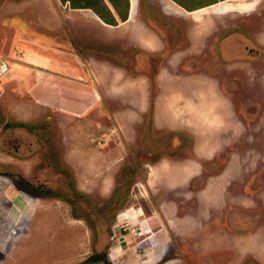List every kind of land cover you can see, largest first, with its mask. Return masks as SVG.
<instances>
[{"label":"rangeland","instance_id":"374dc122","mask_svg":"<svg viewBox=\"0 0 264 264\" xmlns=\"http://www.w3.org/2000/svg\"><path fill=\"white\" fill-rule=\"evenodd\" d=\"M246 1L128 0L122 32L67 1L0 0V53L27 59L0 79V264H264V0ZM169 90L160 120L195 127L155 126Z\"/></svg>","mask_w":264,"mask_h":264},{"label":"crops","instance_id":"0c3cea01","mask_svg":"<svg viewBox=\"0 0 264 264\" xmlns=\"http://www.w3.org/2000/svg\"><path fill=\"white\" fill-rule=\"evenodd\" d=\"M179 5V4H178ZM206 5H208V4H205V6ZM180 6V5H179ZM130 3H128V11H127V18L125 19V20H121L119 17H116L117 16V14L116 13H114L113 12V10H112V7H111V13H112V15H113V17H114V19L116 20V24H108V23H105L102 19H100L99 18V16L97 15V14H95L94 12H92V14L97 18V20H99L101 23H99L101 26H103V27H105V28H109V29H112V28H118V29H120L122 32H125V28H126V24H127V22L129 21V19L130 20H133L136 16H135V14H133V16L132 15H130L131 13H130ZM180 7H182V6H180ZM201 7H204V5L203 6H201ZM183 8V7H182ZM198 8H200V7H196V8H194V9H198ZM193 10V9H192ZM58 11H59V13L60 14H62V15H66L67 17H73V15H72V13H75V12H78V13H80V14H89L88 12L90 11V9L89 8H70V7H67V5H63V7H61V8H59L58 7ZM136 20H137V18H136ZM142 43L144 44V47H147V48H154L155 47V38L152 36V38H145V39H142L141 40V43H140V45L142 46ZM22 54H23V56H22ZM22 54H20L19 53V55H17L16 54V56H15V52L14 53H12L11 55H12V59H14L12 62H11V68H10V72H9V74L8 75H6L5 76V78H10V77H14V78H16V75H15V73H17V75H20L19 76V78L20 77H22V74H23V72H25V70H23V67L25 68L26 67V55H24V53H22ZM16 58H21V59H23L24 60V62H22V63H18V66H14L13 67V63L16 61ZM86 60V59H85ZM84 60V61H85ZM89 64H87V63H81V66L82 67H86V74L89 76V84L91 85V86H93V87H99V85L97 86V80H98V76L95 78V75H94V70L90 67V65L88 66ZM23 70V72L21 73V74H19L20 73V71H22ZM17 71V72H16ZM174 73V72H173ZM145 74L143 73V74H139L137 77H135V78H133L132 79V81H124V82H122L123 84H130L131 86H133V89L134 90H141V87H143V86H141L140 87V85L138 84V82L140 81V80H142V79H145V77H147V78H149V76H148V74H146V76H144ZM156 76H158V79H159V84H160V80H161V78H162V76H168V80H175L174 79V77L172 76V73L171 72H169V71H166V72H164V70H160L159 72H157L156 74H155ZM154 75V76H155ZM80 77V76H79ZM109 78H105L104 79V84H106V80H108ZM18 82H20V84H24V81L21 79V80H17ZM144 81L142 80V83H143ZM169 82V81H168ZM122 84V85H123ZM144 84H145V82H144ZM143 84V85H144ZM171 84H167V86L166 87H169ZM102 86L100 85V87L99 88H101ZM113 88V87H112ZM136 88V89H135ZM161 89V88H160ZM121 90H123V89H121ZM172 91H167L165 94H168V95H164V96H162V97H160L158 100H159V103L157 102V107L155 108V111L159 114V116H158V118L156 119V121H154V123H155V126H157V127H166V126H170L171 128H173V129H175L176 127L177 128H180V129H184V127H195L197 124L196 123H193V122H189V121H186V120H178L177 118H179V117H175L174 119H173V121H171V120H166V119H163V120H160V118H161V116L164 114V109L167 111V112H170L171 111V107H172V105H174V103L176 102V101H174V95H175V93L174 92H172ZM99 93V92H98ZM139 95L140 96H142V93H141V91L139 92ZM97 97V96H96ZM142 98V102L140 103V104H142L143 102H145V99L143 98V97H141ZM140 104H139V106H140ZM138 106V107H139ZM227 104L224 106V108H222L221 110H220V112L223 114V116L224 115H226V116H228L229 117V119H230V121L232 120V119H234V117H233V115H232V110L230 109L228 112H227ZM155 107V106H154ZM164 107V108H163ZM234 109V108H233ZM145 110V109H144ZM143 110V111H144ZM193 112H195V113H198V115L200 116V117H203L204 119L203 120H205L204 122L205 123H207L208 125H209V127L208 128H206V129H213L217 124H219V125H221V126H224V128L226 129L227 128V126H226V124H224L223 122H221L222 120H224V117H222L221 116V114H220V112L216 115V116H211V115H208V111H207V113H205V112H201V113H199V112H197L198 110H196V109H191ZM205 114H207V115H205ZM156 116V115H155ZM201 124V125H200ZM202 124H203V122H201V121H199V125H198V127H197V129L196 130H194V131H189L191 134H193V135H195V136H197V137H202V135H203V133H201V126H202ZM203 127V126H202ZM220 127V126H219ZM205 130V129H204ZM228 135H229V132H224V134L222 135V137H220V140H216V141H214V140H212V141H206V145H209V144H214V146L212 147V148H215L216 146H219V144H221V143H224V144H227V143H229L228 141H229V138L227 139L226 137H228ZM221 147H224V145H221ZM211 149V148H210ZM202 150H206V151H209V149H208V147L207 146H202ZM182 170H183V168H182ZM182 172V171H181ZM180 172V173H181ZM183 173H181V175H182Z\"/></svg>","mask_w":264,"mask_h":264},{"label":"trees","instance_id":"16d2710c","mask_svg":"<svg viewBox=\"0 0 264 264\" xmlns=\"http://www.w3.org/2000/svg\"><path fill=\"white\" fill-rule=\"evenodd\" d=\"M62 2H69V6L71 8H89L94 13H96L105 23L108 24H116V20L114 19L111 10L104 2V0H60ZM111 7L114 9L116 14L121 20H125L127 18L128 11V0H108ZM180 6H183L179 2H177ZM212 3L208 2L207 4ZM187 10H192L196 7H185ZM90 261H99L101 260L103 264H111L107 261L103 254L95 253L91 255L89 258Z\"/></svg>","mask_w":264,"mask_h":264},{"label":"built area","instance_id":"2783aa9c","mask_svg":"<svg viewBox=\"0 0 264 264\" xmlns=\"http://www.w3.org/2000/svg\"><path fill=\"white\" fill-rule=\"evenodd\" d=\"M13 61V60H11ZM11 68V62L7 56L0 53V79L9 74Z\"/></svg>","mask_w":264,"mask_h":264},{"label":"bare ground","instance_id":"6f19581e","mask_svg":"<svg viewBox=\"0 0 264 264\" xmlns=\"http://www.w3.org/2000/svg\"><path fill=\"white\" fill-rule=\"evenodd\" d=\"M232 1H236V2H238L239 0H232ZM246 1V0H245ZM246 2H248V4L250 5V6H253L254 4H255V2H256V0H251V1H246ZM174 7V4H173V6H172V8ZM206 8H202V9H199V10H197V11H195L194 13H201V11H203V10H205ZM121 90V89H120Z\"/></svg>","mask_w":264,"mask_h":264},{"label":"flooded vegetation","instance_id":"af4514ba","mask_svg":"<svg viewBox=\"0 0 264 264\" xmlns=\"http://www.w3.org/2000/svg\"><path fill=\"white\" fill-rule=\"evenodd\" d=\"M252 8H253V7H252ZM250 53H251L252 56H255V57H256V55L258 54L257 51H253V50H250Z\"/></svg>","mask_w":264,"mask_h":264}]
</instances>
